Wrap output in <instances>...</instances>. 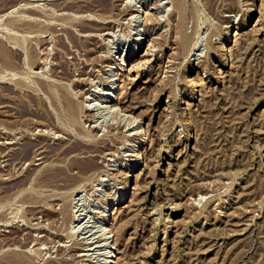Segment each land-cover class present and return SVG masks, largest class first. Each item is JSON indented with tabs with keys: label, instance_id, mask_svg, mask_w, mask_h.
I'll return each mask as SVG.
<instances>
[{
	"label": "rangeland",
	"instance_id": "1",
	"mask_svg": "<svg viewBox=\"0 0 264 264\" xmlns=\"http://www.w3.org/2000/svg\"><path fill=\"white\" fill-rule=\"evenodd\" d=\"M0 48V264L104 210L107 264H264V0H0Z\"/></svg>",
	"mask_w": 264,
	"mask_h": 264
},
{
	"label": "bare ground",
	"instance_id": "2",
	"mask_svg": "<svg viewBox=\"0 0 264 264\" xmlns=\"http://www.w3.org/2000/svg\"><path fill=\"white\" fill-rule=\"evenodd\" d=\"M178 2V1H177ZM153 23V22H152ZM156 25V24H155ZM109 27H111V26H109ZM137 45H138V48H140V45H141V43L140 42H138L137 43ZM3 50H6V49H4V48H2ZM1 48H0V51L2 50ZM3 52V51H2ZM2 52H1V54L0 55H2ZM4 53V52H3ZM6 53H4V55H5ZM132 54H133V52H132ZM3 55V56H4ZM149 55V54H148ZM147 55V56H148ZM5 57V56H4ZM142 59V58H141ZM131 63H132V61L131 62H129V60L128 59H125V58H123L122 59V63L120 64V69H119V71H118V73L117 74H115V76H119V75H121V72H123V71H128L127 69H124V67H126V68H128V67H130V65H131ZM143 65V64H142ZM108 96V99H106L105 101H104V103H110V99H109V97H111L110 96V94H108L107 95ZM6 139V138H5ZM8 139H9V136H8ZM7 139V140H8ZM11 140V139H10ZM10 140H9V142H10ZM7 143V142H6ZM11 143V142H10ZM9 146H10V144H9ZM106 210H104L103 212H102V214H101V216L99 217V218H97L96 219V222L94 223V226L92 227V229H91V231L93 230V229H95V231H93L92 233H90V235L87 237V240H89V242H90V239L91 238H93L92 236H94V234L96 235V234H100L99 235V238L100 239H102V243H101V240H98L97 242H95V243H97V245H96V247H95V249L97 248V250H99L100 251V254H99V256L98 257H100L101 259V264H107V262L106 261H104L106 258H108L107 256L109 255V254H112L111 253V249H113L112 247H111V244L113 245V240H112V238H113V235L111 234V231L109 230V229H107V227L105 226V223H107V217H109L107 214H106ZM80 221V219L79 218H76V220H75V222L76 223H78ZM80 226V225H79ZM77 227V226H76ZM75 231V230H74ZM103 236H104V239H103ZM91 237V238H90ZM107 237V238H106ZM84 238H86V237H84ZM106 238V239H105ZM99 261V260H98ZM109 263V262H108Z\"/></svg>",
	"mask_w": 264,
	"mask_h": 264
}]
</instances>
